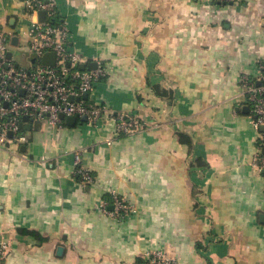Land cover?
I'll list each match as a JSON object with an SVG mask.
<instances>
[{"label":"crops","instance_id":"obj_1","mask_svg":"<svg viewBox=\"0 0 264 264\" xmlns=\"http://www.w3.org/2000/svg\"><path fill=\"white\" fill-rule=\"evenodd\" d=\"M55 1L70 47L106 68L92 98L145 128L41 122L16 155L0 149L1 264H145L152 250L174 264H264L258 132L238 107L240 77L264 66V0ZM114 192L136 213L103 212Z\"/></svg>","mask_w":264,"mask_h":264},{"label":"built area","instance_id":"obj_2","mask_svg":"<svg viewBox=\"0 0 264 264\" xmlns=\"http://www.w3.org/2000/svg\"><path fill=\"white\" fill-rule=\"evenodd\" d=\"M16 2L21 3L20 13L5 14L0 19V149L16 155L18 147L26 141L25 125L39 121L60 128L61 115L84 116L91 124L109 118L115 124L116 134L120 135L134 134L145 128L136 117L113 112L102 100L92 98L97 84L107 76L106 68L100 59L84 56L70 47V30L60 19L55 0H14L13 7ZM40 12L44 13L42 21ZM10 19H14V26L9 25ZM13 38L17 39L15 45ZM21 41L27 53L26 65H20L13 58L12 48ZM47 53L54 54L52 66L41 61ZM90 62L96 63L94 69L87 68ZM82 64L85 65L83 70L80 69ZM239 83L243 89L242 103L238 107L248 108L251 126L258 132L253 166L264 173V66L260 65L256 78L242 75ZM84 94L87 98H83ZM75 159L78 165V156ZM76 172L83 181H92L85 170L77 168ZM99 207L121 220L136 213V209L115 192L111 194V201L103 199ZM7 253L8 244L0 242V264ZM144 259L145 264H174L158 250L145 252Z\"/></svg>","mask_w":264,"mask_h":264},{"label":"water","instance_id":"obj_3","mask_svg":"<svg viewBox=\"0 0 264 264\" xmlns=\"http://www.w3.org/2000/svg\"><path fill=\"white\" fill-rule=\"evenodd\" d=\"M44 19V13L43 12H40L39 13V20L40 21H42ZM11 23L13 24L14 23V19H12L11 20ZM16 41H17V39L16 38H13L12 39V44H16ZM10 55V54H9ZM42 63L43 64H45V65H50V66H52V65H54V54L53 53H47V54H45L44 56H43V58H42ZM32 62H34V59H32ZM96 67V63L95 62H90L88 65H87V68L88 69H94ZM80 69H85V65L84 64H82V65H80ZM83 98H87V94H84L83 95ZM247 111H248V108L247 107H243L242 108V112L243 113H247ZM60 118L62 119V120H64L65 121V123L66 124H68V125H72L73 123H75V121H76V117H63L62 115L60 116ZM24 120L26 121L27 120V118H24ZM81 120L82 121H84V120H86V118L83 116V117H81ZM40 127V122L39 121H36V122H34L32 125H30V124H27V125H25L24 126V129L25 130H30V129H35V130H37L38 128ZM9 136H11V134H9ZM263 219H264V217H263Z\"/></svg>","mask_w":264,"mask_h":264},{"label":"rangeland","instance_id":"obj_4","mask_svg":"<svg viewBox=\"0 0 264 264\" xmlns=\"http://www.w3.org/2000/svg\"><path fill=\"white\" fill-rule=\"evenodd\" d=\"M20 8H21V3L16 2L15 8L13 10V14L14 15L19 14ZM22 43H23V41H21V44L19 46L12 48L13 58H14V61L19 63L20 65H26L28 63L27 53H26V49L24 48V45H22ZM257 76H258V74L256 76H252V78H256Z\"/></svg>","mask_w":264,"mask_h":264}]
</instances>
